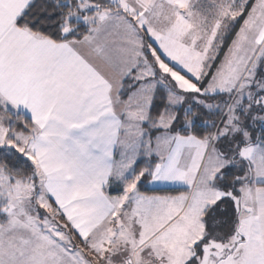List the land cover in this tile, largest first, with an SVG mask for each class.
Segmentation results:
<instances>
[{"label":"snow or ice","instance_id":"6c2138e0","mask_svg":"<svg viewBox=\"0 0 264 264\" xmlns=\"http://www.w3.org/2000/svg\"><path fill=\"white\" fill-rule=\"evenodd\" d=\"M0 264H264V0H0Z\"/></svg>","mask_w":264,"mask_h":264}]
</instances>
